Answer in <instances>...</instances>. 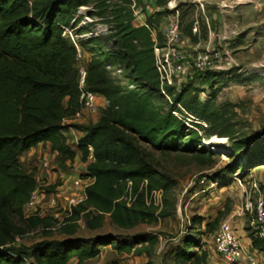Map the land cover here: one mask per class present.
I'll list each match as a JSON object with an SVG mask.
<instances>
[{
  "label": "trees",
  "instance_id": "16d2710c",
  "mask_svg": "<svg viewBox=\"0 0 264 264\" xmlns=\"http://www.w3.org/2000/svg\"><path fill=\"white\" fill-rule=\"evenodd\" d=\"M110 1L0 0V248L36 229H42L46 237L54 233L65 237L27 246L29 264H69L71 260L83 264L106 246L119 254L150 257L157 243L150 234L131 241L103 237L83 242L70 237L81 222L89 231L101 229L107 219L117 229L131 230L171 217L174 205L169 193L175 182L156 170L147 148L159 154L182 152L201 162L213 153L200 146L203 137L198 132L203 127L198 121L207 124L204 133L209 136L231 138L234 134L226 112L214 104L215 75L208 71H193L201 85L210 89L204 101L198 99L196 89L191 95V87L178 93L174 86L166 87V95L161 93L154 47L163 46L159 21L170 11L158 12L144 25L135 26L132 10ZM157 2L159 7L165 3ZM82 7H92L89 15L108 25L110 46L88 37L87 29L79 25L75 15ZM64 29L72 30L77 45L88 55L83 88L107 102L98 120L80 130L76 151L67 144L68 127L63 121L81 108L80 76L75 47ZM114 69L121 72L113 75ZM183 113L197 121L190 129ZM41 143H49L50 151L63 162H72L77 152L86 161L87 149L92 148L93 160L80 177L93 182L59 227L50 216L23 214L38 183L35 173L23 170L20 157ZM247 143L234 139L233 150L245 158L244 170L249 173L264 166V144L252 149ZM156 193L161 195V206L156 204ZM251 240L264 250L262 240L254 235ZM203 246L199 239L185 236L174 250V261L208 264L210 254ZM212 253L219 257L214 247ZM26 259L11 248L0 251V264H28Z\"/></svg>",
  "mask_w": 264,
  "mask_h": 264
},
{
  "label": "rangeland",
  "instance_id": "374dc122",
  "mask_svg": "<svg viewBox=\"0 0 264 264\" xmlns=\"http://www.w3.org/2000/svg\"><path fill=\"white\" fill-rule=\"evenodd\" d=\"M127 1L111 0L109 4L119 3V6L129 7L131 10L134 2L132 13L135 26L145 23L148 17H154L158 12L170 11L166 2L159 7L157 0ZM172 4L179 14L180 30L192 43L198 44L196 50L192 51L193 54L187 58L185 71L174 79L176 93L191 87V95L195 93L193 89H196L199 91L198 99L206 100L210 89L208 85H201L190 66L192 59L200 53H219L221 60L213 63L212 68L207 71L215 75L214 104L226 112L234 134L231 138L209 136L204 133L207 124L198 121L203 127L198 132L203 137L200 146L213 153L211 158L201 162L182 152L159 154L147 148L156 170L175 182V187L169 193L170 203L174 205L171 217L159 219L155 224H142L131 230L117 229L107 219L101 229L89 231L81 222L76 235L70 239L88 242L95 238L109 237L116 241H131L150 234L157 237L152 255L119 254L106 246L100 248L98 257L83 264H178L174 261L173 254L185 236L199 239L203 248L213 255L212 239L224 222L231 225L239 240V231H250V235H253L257 195L250 192L249 186L254 179L252 172H245V158H241V154L233 150V141H248L247 147L252 149L264 144V0H172ZM91 11L92 7H82L75 19L87 29L88 37H96L105 45H111L106 41L109 35L108 25L100 18L91 17ZM161 21L162 19L159 22ZM159 22L156 19V23ZM194 27L197 29L195 34L192 32ZM72 34L74 35L73 32ZM154 36L156 37V31ZM102 109L103 107L96 114L83 111L81 118L74 121L70 128L81 132L86 125L98 120ZM182 116L189 129L192 122H197L189 115L183 113ZM67 137L69 146L76 150L72 140L79 137L78 134H68ZM23 157V170L36 174L37 192L46 194L41 202L45 208V216L52 212L48 209L49 195L70 193L69 184L73 185L78 175H71L73 168L65 166L62 159L53 157L45 145L36 146L31 154H23ZM43 157L48 162L47 168L42 167ZM57 167L62 171V168L67 170L65 176L60 177ZM59 187L60 192L57 190ZM155 201L161 206L159 193L155 194ZM25 215L29 214L26 212ZM63 239L65 237L56 233L46 237L42 229H36L23 240L17 239L14 244L0 248V251L10 248L19 251L25 254L29 264L27 246L46 240ZM74 263L76 264V260L69 262Z\"/></svg>",
  "mask_w": 264,
  "mask_h": 264
},
{
  "label": "built area",
  "instance_id": "2783aa9c",
  "mask_svg": "<svg viewBox=\"0 0 264 264\" xmlns=\"http://www.w3.org/2000/svg\"><path fill=\"white\" fill-rule=\"evenodd\" d=\"M157 1L166 2L167 7L172 12L161 32L163 46L154 47L155 69L159 78V89L163 95H166L165 88L174 86V79L185 71L188 62L187 57L180 48L182 33L180 30V20L177 9L172 6V0ZM132 3L131 10L134 12L135 3ZM135 14L136 12L134 13V16ZM141 25H144V23ZM192 32L195 34L197 29L194 27ZM152 35L153 38H155V30L152 31ZM64 36H67L75 47V67L80 76L79 100L81 108L73 116L66 118L63 121V125L70 127L74 121L81 118L83 111H87L90 114H96L103 106L106 107L107 102L102 96L83 88L84 78L86 76L85 64L88 60V55L77 45V37L72 34V30L64 29ZM220 60L221 56L219 53H200L192 59V66H190V69L192 71L203 73L210 70L213 63L219 62ZM120 72L121 69H114L112 74L116 75ZM166 100L171 103V99L167 96ZM173 114L179 117L177 113L174 112ZM87 151V160L91 162L93 160L92 148L88 147ZM42 159V167L47 168L48 162L46 158L43 157ZM82 180L83 179H81L80 175L76 176V179L73 181V194L67 196L60 193L49 195L48 209L52 210V212L45 216H50L55 221V227H59L63 224L64 220L70 215L71 209L84 198V195H81V190L83 188ZM249 189L252 194L257 195L254 207L255 219L252 223V232L254 237L264 242V188L260 183L253 180L250 183ZM57 190L60 192L61 187L57 188ZM44 196H46V194L38 193L37 188L31 193L28 201L23 206V214L25 217L31 215L45 217V208L41 204ZM26 212L29 215L26 216ZM212 242L215 253L221 257L226 264H237L245 257L243 246L228 222H224L219 226L218 230L214 233ZM246 260L248 264H258L256 258L252 255L246 256Z\"/></svg>",
  "mask_w": 264,
  "mask_h": 264
},
{
  "label": "crops",
  "instance_id": "0c3cea01",
  "mask_svg": "<svg viewBox=\"0 0 264 264\" xmlns=\"http://www.w3.org/2000/svg\"><path fill=\"white\" fill-rule=\"evenodd\" d=\"M168 19H169V15L167 16V19H166V17L162 18V21L159 23L158 30L164 29V26H165ZM197 47H198V44L192 43L190 41V38L188 36H185L184 33L182 32L180 48L187 58H189L193 54L192 51L196 50ZM103 108H105V106H103ZM93 123H95V122H93ZM76 133L78 134L79 137H76L75 140H72V142L76 145V142L78 141V139H80L82 137L81 132L74 131L73 129H71L69 127V128H67V130H65L64 135L67 137L68 134H76ZM67 139H68L67 144L69 145V138L67 137ZM41 145H45L48 148L49 153L51 155H53V157H57L56 153H53L50 151V144L49 143H45V144L41 143V144H38L37 147H40ZM33 149L34 148L30 149L27 152H24L23 154L29 155V154H31ZM22 160H24V157L22 158V156H21L20 157V163L22 162ZM88 163H90L88 160L82 161L81 154L79 152H77L75 159L72 162L68 161V160L65 161L64 165L67 166L68 168H70V167L73 168V169H71L72 170L71 175L74 173V174L79 176L85 172V169H86V166L88 165ZM57 169L59 171L60 177L65 176V174H66L65 171H67V170H65V168H62V169H64V171H62L58 167H57ZM55 176H56V174H54L53 180L56 179ZM251 176L253 177V179L255 181L260 183L262 185V187L264 188V166H260V167L255 168L254 170H252ZM92 182L93 181L89 178L82 180L83 188L81 190V195H84L85 187L90 185ZM69 188L71 189V192L64 194L65 196L74 193V187L72 184H69ZM239 237H240V242L243 246L244 255H245V257L239 262V264H248V262L246 260V256H248V255L254 256L256 258L258 264H264V251L260 250V248L254 247L252 245L250 231L249 232H247L245 230L239 231ZM208 264H226V263L224 262V260L221 257H217L216 255L213 254V255H209Z\"/></svg>",
  "mask_w": 264,
  "mask_h": 264
}]
</instances>
